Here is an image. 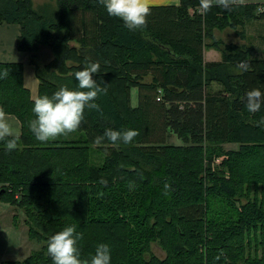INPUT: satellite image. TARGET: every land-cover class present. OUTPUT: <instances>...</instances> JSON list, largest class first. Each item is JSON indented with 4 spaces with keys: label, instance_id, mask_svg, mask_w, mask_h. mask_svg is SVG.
Listing matches in <instances>:
<instances>
[{
    "label": "trees",
    "instance_id": "obj_1",
    "mask_svg": "<svg viewBox=\"0 0 264 264\" xmlns=\"http://www.w3.org/2000/svg\"><path fill=\"white\" fill-rule=\"evenodd\" d=\"M150 9L147 27L129 31L99 0H0V23L18 25L16 48L33 54L37 97L75 89L89 61L107 85L75 132L40 142L21 65L0 63V107L20 125L16 150L0 141V199L22 211L27 238L40 244L7 264H53L47 241L69 225L83 233L81 259L105 243L111 264H264V106L245 107L247 91H264V57L241 41L249 22L264 20V2L213 4L207 14L199 0ZM41 47L44 63L33 60ZM204 47L220 60H202ZM107 129L139 135L94 144Z\"/></svg>",
    "mask_w": 264,
    "mask_h": 264
},
{
    "label": "clouds",
    "instance_id": "obj_2",
    "mask_svg": "<svg viewBox=\"0 0 264 264\" xmlns=\"http://www.w3.org/2000/svg\"><path fill=\"white\" fill-rule=\"evenodd\" d=\"M109 16L117 17L124 22L129 31H136L147 27V17L151 14L148 0H99ZM235 0H199L203 14H207L213 4L230 10ZM99 62L89 61L82 70L75 73L78 82L75 89L67 85L61 86L51 97L43 95L35 98L33 113L35 118L28 121V128L35 139L40 142L56 140L60 136H67L75 132L82 123L85 108L99 110L94 103L101 95L107 94V85L102 87L93 75L98 73ZM243 70L247 65L241 66ZM9 73L4 71L3 77ZM245 107L248 112L256 113L264 106V91L254 87L245 94ZM264 125V118L259 121ZM139 132L133 129H107L104 134L93 141L96 145L104 143L105 139L116 144L122 141L130 144ZM20 134L13 128L8 113L0 107V141L4 142L8 152L18 147ZM170 185L165 183V193ZM83 239V233L77 232L75 225L65 226L61 231L52 235L47 241V252L53 264H111V250L105 243L96 246L90 259H81L78 242ZM219 257H217L218 259Z\"/></svg>",
    "mask_w": 264,
    "mask_h": 264
},
{
    "label": "rangeland",
    "instance_id": "obj_3",
    "mask_svg": "<svg viewBox=\"0 0 264 264\" xmlns=\"http://www.w3.org/2000/svg\"><path fill=\"white\" fill-rule=\"evenodd\" d=\"M239 1L242 0H238V2ZM248 24L249 25L245 27V38L243 40L239 39L236 35H232L231 38L225 39L222 34H220L222 31L216 32L214 37L217 39L220 38L224 42H239V40H245V43L251 47V56L264 57V20H252ZM134 98L135 91L132 90V103H135ZM174 139L175 137L171 135L167 141L169 143H174ZM178 143L181 144L179 140ZM236 146L237 145L233 143H223L221 145L224 150L235 148ZM217 160L218 158L216 161ZM23 218V213L19 208L9 205L0 199V264H7V261L22 259L39 247L40 244L35 240L27 238V225L23 222ZM150 250L159 258L163 256L162 250L157 247V244L154 242L151 244Z\"/></svg>",
    "mask_w": 264,
    "mask_h": 264
},
{
    "label": "crops",
    "instance_id": "obj_4",
    "mask_svg": "<svg viewBox=\"0 0 264 264\" xmlns=\"http://www.w3.org/2000/svg\"><path fill=\"white\" fill-rule=\"evenodd\" d=\"M33 4H36L42 0H31ZM149 6H163V5H177L178 0H148ZM237 3H261L264 0H235ZM258 23V22H257ZM249 25V24H248ZM247 26V25H246ZM222 31V32H221ZM214 31L221 32L223 36L225 35V30ZM19 33L18 25L14 23H0V63L12 62L19 63L22 67L21 79L23 86L27 89L29 98L35 100L37 98V87L38 80L35 73V67L31 63L32 53L26 51H20L16 48V38ZM205 40V39H204ZM206 41V40H205ZM208 41V40H207ZM50 52L47 48L41 47L38 49L35 58L33 60L40 61L44 63L49 60ZM37 58V59H36ZM202 60L204 61H219L220 54L217 50L212 47H204L202 49ZM135 91V103H132L131 100V91ZM128 101L131 107L136 106L137 102V89L135 86L128 88ZM10 122L13 125V128L20 133V125L18 120L12 114H8ZM174 136V135H172ZM175 137V136H174ZM173 144H179L178 139L175 137Z\"/></svg>",
    "mask_w": 264,
    "mask_h": 264
},
{
    "label": "built area",
    "instance_id": "obj_5",
    "mask_svg": "<svg viewBox=\"0 0 264 264\" xmlns=\"http://www.w3.org/2000/svg\"><path fill=\"white\" fill-rule=\"evenodd\" d=\"M258 10H260V8L258 7Z\"/></svg>",
    "mask_w": 264,
    "mask_h": 264
},
{
    "label": "water",
    "instance_id": "obj_6",
    "mask_svg": "<svg viewBox=\"0 0 264 264\" xmlns=\"http://www.w3.org/2000/svg\"><path fill=\"white\" fill-rule=\"evenodd\" d=\"M0 192H1V190H0Z\"/></svg>",
    "mask_w": 264,
    "mask_h": 264
}]
</instances>
